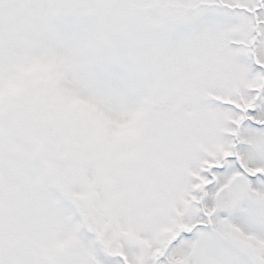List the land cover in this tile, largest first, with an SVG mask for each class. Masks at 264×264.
<instances>
[{"label": "snow or ice", "instance_id": "1", "mask_svg": "<svg viewBox=\"0 0 264 264\" xmlns=\"http://www.w3.org/2000/svg\"><path fill=\"white\" fill-rule=\"evenodd\" d=\"M0 264H264V0H0Z\"/></svg>", "mask_w": 264, "mask_h": 264}]
</instances>
